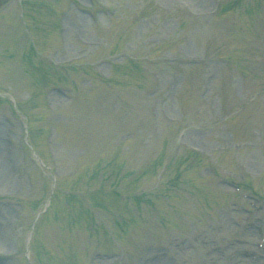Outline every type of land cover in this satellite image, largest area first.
I'll return each instance as SVG.
<instances>
[{
    "label": "rangeland",
    "instance_id": "1",
    "mask_svg": "<svg viewBox=\"0 0 264 264\" xmlns=\"http://www.w3.org/2000/svg\"><path fill=\"white\" fill-rule=\"evenodd\" d=\"M31 1L40 59L26 38L12 45L17 1L0 13L1 262L86 264L96 250L123 255L92 264H264V0H220L218 12L217 0H60L66 14ZM70 62L55 79L52 68ZM249 94L258 101L242 130L226 118ZM23 119L34 149L19 143ZM100 144L131 166L146 162L141 174L99 188L80 154Z\"/></svg>",
    "mask_w": 264,
    "mask_h": 264
}]
</instances>
